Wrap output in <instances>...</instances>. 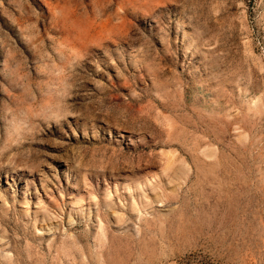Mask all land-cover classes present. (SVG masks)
<instances>
[{"label":"rangeland","instance_id":"obj_1","mask_svg":"<svg viewBox=\"0 0 264 264\" xmlns=\"http://www.w3.org/2000/svg\"><path fill=\"white\" fill-rule=\"evenodd\" d=\"M264 264V0H0V264Z\"/></svg>","mask_w":264,"mask_h":264},{"label":"trees","instance_id":"obj_2","mask_svg":"<svg viewBox=\"0 0 264 264\" xmlns=\"http://www.w3.org/2000/svg\"><path fill=\"white\" fill-rule=\"evenodd\" d=\"M179 264H194L192 256H188L182 260Z\"/></svg>","mask_w":264,"mask_h":264}]
</instances>
